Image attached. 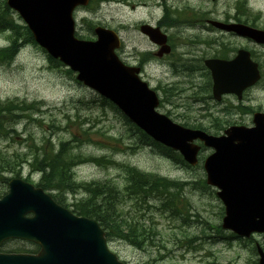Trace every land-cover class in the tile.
Masks as SVG:
<instances>
[{"label":"rangeland","instance_id":"rangeland-1","mask_svg":"<svg viewBox=\"0 0 264 264\" xmlns=\"http://www.w3.org/2000/svg\"><path fill=\"white\" fill-rule=\"evenodd\" d=\"M158 1L160 0H134V2L131 0L133 9L130 5L125 7L114 2H103L89 8L77 9L73 14L77 25L76 33L88 35V24L102 26L116 32L122 42L120 47L122 49L119 51L121 60L131 64L133 60L141 57L140 54H143L145 50L150 49L138 33V27L143 23L154 25L161 17L162 8L156 7ZM166 1L171 8H177V10L187 7L197 12L198 10L207 12L208 17L210 16L208 19L189 20L199 21L198 24L203 25L202 22L215 17L213 16L215 12L219 15L220 20L226 17L230 19L235 13L234 5L238 0H218L215 5H211L208 0ZM246 1L247 6L245 8L253 16H240L242 15L240 12L239 19L241 21L248 20L259 29L264 30V0ZM169 31L172 32L173 30ZM180 31L178 35L172 38L174 45L172 57L163 58V62L169 65V71L159 65L156 67L154 64L150 66L147 64L144 68L145 74L141 77L152 89L160 88L159 94L162 100L166 99L171 104L159 105L157 111L165 115L168 113V118L178 125L186 122L192 125L199 122L200 126L212 132L214 127L220 128L228 123L250 127L252 125L251 114L234 113L231 109L225 108L227 106L236 107L238 104V111H242L241 106H246L250 107L252 112H264V80L247 91L241 102H237L233 97H227L223 99L221 104L217 105L206 97L196 96L200 90L195 86L201 84V81L196 78L197 74H193L191 70L193 66L198 67L200 58L207 56H202L204 55L200 53L202 50L206 51L207 49L211 52L212 46L214 48L219 46L223 52L222 55L230 58L238 48L242 47L251 50L257 61L260 62L264 79V46H256L252 42L222 36L219 32H214L208 34L213 43L211 42L208 47L199 46L195 51L194 47L197 45L192 44V41L197 35H192L194 33L187 30L186 27ZM7 37V33L0 35V47L9 43ZM92 37L94 38V36ZM205 39L206 34L202 38L200 37V40ZM184 51L188 53L187 56L182 55ZM208 55L211 56V53ZM185 60L189 61L191 70L185 66ZM179 66H184L186 69L183 72L178 71L182 70L179 69ZM178 81H184V84L180 88L169 89L164 93V87ZM186 81L193 85L188 87L189 84ZM182 88H187L185 97ZM194 92V97L187 99ZM98 99L93 92L79 86L74 81V77L67 76L62 69L57 68L54 64L51 67L46 55L38 47L30 45L23 48L11 64L7 63V65L0 66V101H40L45 104L43 110L47 109V113L45 116L41 115L37 118L33 116V118L40 120L42 125L34 123L25 129L23 123L16 124L17 135H12L4 140L0 137V151L9 154L14 151L27 152V149L23 148L25 146V130L26 133H31L36 139L33 148L35 146L40 148L43 143L44 146L57 149L60 142L69 141L72 135L79 134L78 130L89 125L80 126L78 120L80 118V122L85 121V117L89 115L88 112L90 113L89 110H94ZM82 101L85 105L80 103ZM88 106L90 109H87ZM73 107L78 108V114L72 110ZM104 109L103 113L101 111L97 113L98 118L94 122L95 129L90 134V142L93 144L84 146L81 150L71 151V155L79 153L86 158L88 156L96 158L105 156L107 157V168L91 163L78 166L75 168L77 182L109 180L122 191L125 179L121 174L120 166L123 165L127 168L134 167L145 173L149 172L148 174L150 172L156 173L169 180L187 182L180 198L179 208L182 214H174L170 213L169 210L161 209V202L157 210H151L149 207L155 228L157 227L156 229L161 232V234L156 235L150 246L148 245L144 249H136L125 241L113 240L109 242L110 250L118 259L125 264H250L255 261L256 258L252 250L253 242H258L264 248V235H254L250 240H236L234 237L230 238V235L233 236L231 233L220 229L223 209L215 196V190L198 187L192 183L196 182L198 178L205 179L203 170L180 168L165 157L157 155V152H153L150 148L126 151L130 150L125 146H129L131 141L122 138L124 137L125 126L122 125L120 117H117L113 110L111 111L105 106ZM209 110L210 112H220L225 117L212 120L211 123L200 120ZM66 125L68 127H65ZM54 128H57V132L51 134ZM41 138L44 139L41 140ZM107 138H114L116 142L108 141ZM116 149L120 151L117 152ZM210 153V150L205 149L202 156L206 158ZM111 162L116 165L112 166ZM21 171L20 177L29 178L33 184L37 183L39 175L29 172L31 170L28 164H22ZM0 181H2L1 177ZM3 190L5 192L6 188ZM83 197L84 195L81 194L67 195L66 202L74 204ZM123 201L121 209L124 208L125 212L132 210L134 202L127 197H124ZM145 201L148 203L147 200ZM148 206L149 203L148 205L143 204L142 209ZM144 212L142 211L139 215L145 214V218L150 216ZM159 245L160 247H158ZM161 246L163 249L160 250Z\"/></svg>","mask_w":264,"mask_h":264},{"label":"water","instance_id":"water-1","mask_svg":"<svg viewBox=\"0 0 264 264\" xmlns=\"http://www.w3.org/2000/svg\"><path fill=\"white\" fill-rule=\"evenodd\" d=\"M87 2L8 0L7 4L20 13L41 47L79 72L78 80L110 99L155 141L178 150L191 165L196 164L198 152V148L190 144L193 140L212 148L214 152L205 160L203 169L206 184L218 189L216 195L225 207L222 228L241 237L263 233L264 114L254 115L253 128L233 126L221 137L172 124L155 113L158 105L155 96L115 57L113 51L119 47V42L113 32L96 28V42L73 39L72 10ZM218 27L264 45V31L240 24H218ZM141 31L156 43L165 41L157 29L142 26ZM206 65L211 71L216 100L224 94H234L240 99L243 91L260 79L257 64L244 50L232 60H209ZM87 68L101 71L90 76ZM9 186L6 199L10 198L13 203L19 198L26 200L36 216L30 221L0 216V243L7 238L27 239L38 244L41 250L34 256L0 255V264H121L106 249L104 233L95 222L60 209L41 190H35L21 180H12ZM259 252V264H264V255Z\"/></svg>","mask_w":264,"mask_h":264},{"label":"trees","instance_id":"trees-1","mask_svg":"<svg viewBox=\"0 0 264 264\" xmlns=\"http://www.w3.org/2000/svg\"><path fill=\"white\" fill-rule=\"evenodd\" d=\"M4 32L10 33L11 44L6 49H0V65L10 63L14 59L20 49L19 41L22 43L32 42L26 28L15 24L9 11L3 5H0V33ZM35 109L38 110V106L35 103L30 104L17 100L0 101L1 139L4 140L12 135H17L14 126L18 123L24 122L28 124L32 121L30 113ZM186 126L192 129H206L200 125ZM54 131H57V128H54ZM124 137L125 139L135 137L141 145L149 146L175 164L184 166L177 153L154 143L131 125L126 130ZM34 140L31 134L24 138L25 146L23 148L27 149V152L14 151L9 154L0 151V174L11 173L18 177L21 165L28 164L32 172L40 174L38 186L43 190L76 193L78 189H82L87 193V198L73 205L72 212L77 216L90 218L98 222L100 227L106 232L108 241L122 239L138 249L150 246V243L157 235V231L151 222V217L145 219V214L139 215L142 211H145L146 214H151L149 206L142 209L143 204L148 205L145 200L153 199L159 201L162 209L169 210L170 213L182 214L179 205L181 204L180 198L184 190V187H182L184 184L152 174L140 173L136 170H132V174L135 173L134 176L138 179L131 184V187L126 183L122 191L118 190V187L110 181L77 184L73 181L72 173L70 172L71 167L76 162L71 155L72 147L69 142L60 143L58 150L55 151L54 147L44 146L43 143L40 148L36 146L33 148V145H35ZM112 164L115 165L114 163ZM120 167L124 179L128 181L129 171L132 168L124 167V165ZM194 185L206 188L204 180L201 178ZM124 197L134 202L132 210L127 212L121 209ZM132 212L133 215H131Z\"/></svg>","mask_w":264,"mask_h":264},{"label":"flooded vegetation","instance_id":"flooded-vegetation-1","mask_svg":"<svg viewBox=\"0 0 264 264\" xmlns=\"http://www.w3.org/2000/svg\"><path fill=\"white\" fill-rule=\"evenodd\" d=\"M176 1H179V2L185 1L186 2L187 0H176ZM206 19H208V18H206ZM208 21L209 20H205L204 21L205 23L202 22L203 25L202 24L200 25V24H198V23H200L199 21H196V22L190 24L187 20H185V21H181L180 24L174 25V23L170 22L169 20L165 19V17H163L160 21H158V25L166 33H168L169 30H175L177 28L186 27L189 30H194L196 33H198L197 36H199L201 38L203 37V35L206 34V39L205 40H202V45H203V47L204 46L205 47H208V45L212 42V38H210L208 34L215 32V29H213V27H211V26H208L207 27L206 26V23ZM195 51H197V50H195ZM200 53L201 54H204L202 56H206L207 55L206 57H209L210 58V56L208 55V54H210V52L207 49H206V51H203L202 50ZM141 60H138V62H136V65H138V67L140 68V70L143 69V62ZM200 60H202V58H200ZM185 66L189 68L188 64H185ZM201 67H202V64H199L197 68L195 66H193L192 70L190 68H189V70H191L193 72V74H197V76H200V77L203 76V75H207V74L209 75V73H207L208 71H206L205 69L202 70ZM179 69H182V70H178V71H182L183 72V70L186 69V68L184 66H179ZM178 71H174V72H178ZM206 120H208V117L206 118ZM1 190H2V188H0V200L3 199L4 194H5L4 190L3 191H1ZM7 244H8V242H6L3 245V247H2V251L3 252H11V251H6V250H8V249H5V247L7 246Z\"/></svg>","mask_w":264,"mask_h":264},{"label":"bare ground","instance_id":"bare-ground-1","mask_svg":"<svg viewBox=\"0 0 264 264\" xmlns=\"http://www.w3.org/2000/svg\"><path fill=\"white\" fill-rule=\"evenodd\" d=\"M61 64H59V66H60ZM100 71H101V69H97V70H95V69H92V68H87V73L88 74H91L90 76H92V75H94V74H96V73H100ZM194 78V77H193ZM193 78H192V80H193ZM196 78H198V79H201V77L200 76H197ZM175 80H177V79H175ZM187 82V84H189L188 85V87H190V86H192L193 84H191V82H188V81H186ZM193 83H194V81H193ZM184 84V81H178V82H173V83H170L168 86H169V89H174V88H180L181 87V85H183ZM187 87V88H188ZM187 88H182V93H183V95H184V97L186 96L185 94H186V89ZM186 91V92H185ZM191 97V96H190ZM155 152H157L156 150H155ZM158 153V152H157ZM114 163V162H113ZM132 170H136V168H132L130 171H129V175H128V181H126L125 182V184L127 183L129 186L131 185V184H133V182L136 180V179H138L137 177H135L134 176V174L135 173H133L132 174ZM132 175V176H131ZM159 201L158 202H156L155 204L156 205H159Z\"/></svg>","mask_w":264,"mask_h":264}]
</instances>
